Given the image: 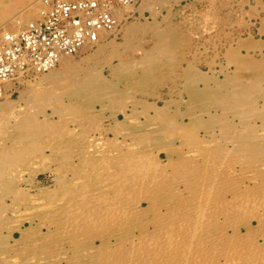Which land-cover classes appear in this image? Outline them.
Segmentation results:
<instances>
[{
    "label": "rangeland",
    "instance_id": "374dc122",
    "mask_svg": "<svg viewBox=\"0 0 264 264\" xmlns=\"http://www.w3.org/2000/svg\"><path fill=\"white\" fill-rule=\"evenodd\" d=\"M32 1L34 0H0V25L4 24L5 29L12 31L25 25L28 20L37 17L32 11H29L25 15L19 16V25L16 26L9 21L12 15ZM121 13L125 16L121 19V27L117 36L100 41L93 48L84 49L77 55L63 57L64 59L62 58L54 69L36 73L30 78L19 81L15 85L13 93L6 94L8 95L7 102L12 103V106L8 103L7 108L3 109L0 114V174L2 176V180H0V264H83L84 262L86 264H101L102 260L100 262L93 258L85 260L84 257H78L73 252L74 248L76 251H89L91 254L89 253L88 257L103 256L108 247L111 250L109 253L112 255L115 253L113 245L117 246L116 244H120L123 253L126 252L129 244L124 242V239L131 236V240L135 241L136 236H139L143 231H146L147 234V230L148 233L151 232V235H154L152 230L157 232L161 225L162 230L166 228L165 224L168 226L174 221L176 222L175 212L171 211H174L175 206L179 205L177 200L186 203L188 196H185L187 193L184 195V192H187L185 189L195 180V184L200 181L192 179L193 175L191 177L185 172L190 171V166L193 164L194 166H191L194 167L191 169L192 173L195 172L199 175L198 172L203 168V170L205 169L203 172L206 170L208 172V174L206 172L207 179L212 175L211 172L214 173V176L212 175L214 178L211 176L210 182H213L212 185L215 184L213 186L215 188H207L209 194L211 193L210 196H213L212 199L222 196L217 180H222L219 182L222 184V189L228 190L224 181L231 173L233 177L240 174L246 176L247 180H242L241 184H243L238 193L242 198L249 200V196L253 197L257 191L264 190V157L260 154L264 152V149L262 150L264 144H261V142L264 143V140L261 141L258 137L259 133L264 135V128L262 129L264 127V0H139L135 5L124 8ZM59 73L62 76L59 77ZM49 74H54L51 77L53 79L51 81L49 78L44 80V77ZM222 82L225 84L222 85ZM236 82H244L245 87L248 86L247 88L250 90L248 89V91L246 88L244 90L245 97L233 100L231 103L229 102L231 100L228 99L229 93H234L243 86ZM12 86L13 84L10 85V87ZM250 87H253L252 90L256 89V92H258L257 90L261 91L251 92ZM240 89L243 91L244 86ZM254 92L255 94L252 96L249 95ZM222 98L223 100L220 101ZM253 101H255V105ZM243 124L247 125V128L248 124L253 125L254 129L251 126L249 128L254 130L253 133L255 129L257 131L253 134L248 132L249 128L243 130ZM240 132L243 133L240 134ZM230 133H233L231 134L232 139L234 137L238 139L231 142V136H227ZM255 134L258 135L260 142L255 138ZM238 135H241L240 138ZM71 136L73 137L70 138ZM251 137H254L257 142ZM88 140L91 146L87 145V143L89 144ZM84 143L87 146H84ZM239 143L243 144L239 146ZM223 146L228 147L226 151ZM241 147L245 151L249 149L248 152L246 151L247 154L244 150V152L241 151L244 154L238 152ZM229 148L230 150H228ZM220 150L223 151L220 152ZM92 151H95V155H92ZM230 151L231 156H229ZM82 152L90 154L83 155ZM108 152H111V155H108ZM239 153L245 156L244 161L240 159L243 156H240ZM103 154L106 159L102 158ZM127 154L131 157L130 160H127V158L129 159ZM224 154L228 155H225L224 158ZM107 155L113 160L106 161V163L102 160H107ZM195 155L197 156L195 157ZM92 157L94 159H91ZM123 157L127 158L123 159ZM216 157L218 161H213V159L217 160ZM246 157L249 160L245 159ZM222 159L223 163L219 161ZM232 159L233 161H231ZM89 160L93 161L91 165ZM125 160L130 163L127 166L128 169L134 165V161H136L135 163L139 162V166L146 171H144L146 177L148 176V179L143 180L132 181L130 179L132 182L129 180V186H125L129 195L127 204L130 205H127L129 208H126V205L121 207L124 211L123 209L119 210L117 214L120 217L122 215L125 217L124 221L127 225L122 224L119 228V230L122 229L121 231L115 230L116 233H114L115 231L111 233L113 224H117L116 221L110 220L113 223L111 225L104 215H99L100 219L97 215L94 217V221L93 216H90L92 218L90 225H87L86 228L83 226L82 230L80 228L78 230L76 227V232H64L63 236L68 240L61 242L59 238L61 233L57 229L61 230L62 222L66 220L65 214H59L61 210L73 204L78 190L80 192L92 189L89 192L93 191L97 194L115 193L118 188L120 190L123 186L121 181L124 182L128 179L123 174L120 176L119 173L120 170L123 169L122 172H124L127 168V163L124 164ZM245 160H248L247 165ZM240 161L243 164H240ZM94 162L97 167L93 166ZM184 162L185 164L182 165ZM186 162L188 165L191 164L188 166ZM216 162H220L221 167ZM224 162H230L227 170L231 167L235 170L233 168L229 172L225 170L224 167L227 163ZM250 162L252 165L248 164ZM186 165L189 169H186ZM260 165L263 166V169ZM174 167L178 170L175 171ZM208 167H211L212 170ZM241 168L243 170H240ZM255 169L258 174L262 175L259 176ZM95 170L97 174H94ZM181 171L187 176L183 175ZM219 171L221 172L219 173ZM105 172L107 175H104ZM174 173L176 174L174 175ZM221 173L224 176L226 174V179ZM98 174L105 178L114 175L113 179L121 181L118 183L114 181L115 184L107 186L104 178L100 179L102 178L100 175L99 178L96 177ZM203 174L202 178L204 179L205 173ZM116 175L122 179H117ZM166 176H169L170 179ZM190 177L193 181L190 180ZM253 177L255 180L251 181L250 179H254ZM256 183L259 185L258 187H255ZM252 185L254 189L251 188ZM175 187L176 193H180L176 195L178 198L174 196L176 194ZM148 188L150 190L153 188V193L149 194ZM172 188L174 192H172ZM71 191L75 194L74 196ZM145 192L148 193L144 194ZM248 192H251L252 195H246ZM228 194L229 192H226L223 196L225 198L221 197L223 202L218 203L219 207L225 200L226 202L231 200L232 194L230 193L229 196ZM180 195L186 198L181 199ZM132 197L136 199V202ZM173 197L176 202L172 200ZM168 198L170 199L168 200ZM190 198L192 199V197L187 198L188 202H192ZM166 200L168 202L172 200V202L168 203ZM132 202H135L133 204L136 206ZM175 203L177 205L174 206ZM218 205L214 206L216 212L220 211V208L216 207ZM172 206H174L173 210L170 209ZM130 207L135 210L130 211ZM167 208L171 211H167ZM126 209L129 210L125 212ZM112 213L115 214L116 210ZM155 215H162L160 218L158 216V219L163 217V221L160 222ZM261 215H263V220L257 216L258 220L254 219L256 217L251 218L252 215L246 217L244 213L237 217L233 216L232 222L233 219L238 218V222L231 223L235 227L223 229L224 233L231 235L235 232L237 236L239 234V237H243L241 244L237 246L240 249L242 247L243 251L240 252H253L255 248L262 252L264 249V214ZM105 218L106 221L101 220ZM222 218L220 217V220ZM241 219L244 221L247 219L246 223ZM152 220H155V223H152ZM68 222L65 221V223ZM107 226L110 228H106ZM125 227L126 229H123ZM106 229L108 230L106 231ZM69 234L72 236L71 238ZM147 235L150 238V234ZM70 239L73 243L68 244ZM244 239L245 242L246 239L249 240L246 242H250L249 244L252 241L256 247L252 244L248 246L243 242ZM53 246L54 248L51 250ZM118 247L116 250L119 251L121 248ZM120 252L122 253V249ZM120 252L115 253L119 254V257L115 258L117 261L111 263H121L120 256L124 254H120ZM57 253L59 256L55 255ZM83 253L85 254V252ZM109 253H105L106 258L111 256ZM236 253L232 252L231 257H226V261L230 262L232 258V264L246 263L242 259L245 256H239V258L237 256L238 261L236 262L235 256L239 255ZM49 254L51 255L49 256ZM169 254L171 253L169 252ZM169 254L165 253V256L160 253L158 256L155 254L154 258L151 257L152 260L151 258L146 259L144 264L150 262L167 264ZM195 255L190 260L184 259L186 258L184 254L181 259L179 257L177 262H168V264H225L222 257L214 258L216 259L214 260L213 257L209 256V258L207 255L205 257L200 253ZM232 255H235L234 258ZM69 256L72 257V260ZM155 256H157L156 259ZM113 257H111V261H113ZM161 257L162 261H160ZM102 264H105V260ZM256 264H264V262Z\"/></svg>",
    "mask_w": 264,
    "mask_h": 264
},
{
    "label": "bare ground",
    "instance_id": "6f19581e",
    "mask_svg": "<svg viewBox=\"0 0 264 264\" xmlns=\"http://www.w3.org/2000/svg\"><path fill=\"white\" fill-rule=\"evenodd\" d=\"M148 1V0H147ZM147 5V4H146ZM151 5V4H150ZM144 7V6H143ZM143 9V8H142ZM29 11H32L36 16L38 15V12H39V4H38V0H34V1H32V2H29V4H27L25 7H23L20 11H18L15 15H12V17H10L9 18V21H10V23H13L14 25H19L20 24V20H19V18L21 17V16H23V15H25V13H27V12H29ZM20 16V17H19ZM22 19V18H21ZM23 20V19H22ZM28 22H29V20H28ZM17 30V29H16ZM6 31H10V30H7V29H5V25L4 24H2V25H0V32H6ZM12 31H15V30H12ZM121 34V33H120ZM97 45V44H96ZM95 45V46H96ZM93 48V47H92ZM85 49H87V48H85ZM89 49V48H88ZM84 50V49H83ZM250 50V49H249ZM71 56H73V55H71ZM63 57H66L65 55H63V56H61V58H60V60L63 58ZM64 59V58H63ZM236 70V69H235ZM248 70V69H247ZM53 71V70H52ZM47 72V71H46ZM52 73H55V72H52ZM52 75H54V74H49V75H47V76H45L43 79L44 80H46V79H50V81L53 79H51V77H52ZM59 75V77H60V75H61V73H59L58 74ZM57 75V76H58ZM62 76V75H61ZM55 77V76H54ZM57 78V77H56ZM55 79V78H54ZM57 79H59V78H57ZM263 79V78H262ZM40 80V79H39ZM82 81V80H81ZM242 81V80H241ZM230 82V81H229ZM234 82V81H233ZM239 82V81H238ZM238 82H236V84H242L243 86H244V89H243V91H242V89H240L241 87L243 88V86H241L240 88H238L237 90L238 91H235L234 93H229V95H228V99H230L231 101H229V102H233V100L234 101H236V100H239L240 98H244L245 97V94H246V92H244V90L248 87H245V83L243 84V83H238ZM250 83L252 82V81H249ZM249 82H247V83H249ZM80 83V82H79ZM235 83V82H234ZM246 83V84H247ZM255 83V82H254ZM36 84V83H35ZM219 84V83H218ZM217 84V85H218ZM222 85H224L225 83H221ZM236 84H234V85H236ZM256 84L258 85V83L256 82ZM11 85V84H10ZM9 85V86H10ZM222 85H220L221 87H222ZM248 85V84H247ZM255 85V84H254ZM75 86V85H74ZM78 86V85H77ZM219 86V85H218ZM218 86H216V88H219ZM226 86V85H225ZM237 86V85H236ZM235 86V87H236ZM79 87V86H78ZM221 87H220V89H221ZM206 88H208V87H206ZM251 88V87H250ZM253 88V87H252ZM252 88H251V92H253V91H255L256 92V89L255 90H252ZM255 88V87H254ZM258 88H259V86H258ZM249 88H247L246 90H248ZM219 90V89H218ZM217 90V91H218ZM250 90V89H249ZM248 90V91H249ZM232 91V90H231ZM258 92L259 91H261V90H257ZM228 92V91H227ZM255 92L254 93H249V95L250 96H252V94H255ZM258 92H256V93H258ZM33 93V92H32ZM94 94V93H93ZM225 94H226V92H225ZM22 95H23V93H22ZM209 95H211V94H209ZM248 95V96H249ZM255 97H256V95H254ZM8 98V95H5V97L0 101V114H2V110L3 109H6L7 108V104L9 103V102H7V99ZM252 98V97H251ZM251 98H250V100H251ZM254 98V97H253ZM221 100H223V98L222 99H220V101ZM253 100V99H252ZM218 101V100H217ZM227 101V102H228ZM246 102V101H245ZM30 103V102H29ZM237 103V102H236ZM235 103V104H236ZM10 104V103H9ZM12 104V103H11ZM10 104V106H12ZM235 104H234V106H235ZM253 104L255 105V101H253ZM257 104V103H256ZM219 105H221V104H219ZM242 105V104H241ZM9 105H8V108L10 107ZM249 107H251V106H249ZM253 107V106H252ZM236 108V107H235ZM242 108H243V106H242ZM254 108V107H253ZM238 110H240V109H238ZM253 110V109H252ZM252 110H251V112H252ZM256 111V110H255ZM250 112V111H249ZM253 112H254V110H253ZM4 113V112H3ZM1 117V116H0ZM4 117V116H3ZM10 119V118H9ZM74 119V118H73ZM245 120V119H244ZM76 121V120H75ZM68 122V121H67ZM70 122V121H69ZM77 122V121H76ZM72 123V122H71ZM246 123H249V122H246ZM73 124V123H72ZM78 124V123H77ZM90 124V123H89ZM46 125H47V123H46ZM68 125V124H67ZM64 126L65 127H67L65 124H64ZM63 126V127H64ZM243 126H244V128H243V130L244 129H246L247 128V125H244L243 124ZM248 126L250 127L251 125H249L248 124ZM253 126V125H252ZM251 126V128H253L254 129V127H252ZM49 127V126H48ZM65 127H64V129H65ZM248 127V128H249ZM15 128H16V126H15ZM61 128V127H60ZM60 128H59V130H60ZM73 128V127H72ZM247 128V129H248ZM264 127H262V129H263ZM63 129V128H62ZM231 128H229V130H230ZM233 129H235V128H233ZM237 129V128H236ZM241 129H242V127H241ZM250 129V128H249ZM248 129V132H252L253 133V129H250L249 130ZM45 130V129H44ZM259 130V129H258ZM51 131V130H50ZM58 131V130H57ZM231 131H233L232 129H231ZM239 131V130H238ZM242 131V130H241ZM247 131V130H246ZM257 130L255 129V132H256ZM28 132V131H27ZM53 132V131H52ZM65 132V131H64ZM69 132V131H68ZM243 132H245V131H243ZM243 132H240V134L241 133H243ZM254 132V133H255ZM56 133V132H55ZM67 133V132H66ZM73 133V132H72ZM81 133V132H80ZM237 133V132H236ZM247 133V132H246ZM253 133V134H254ZM258 133V132H257ZM53 134V133H52ZM63 134V133H62ZM231 134H233V133H230L229 135H227L228 137H230L231 136V142H232V140H234V139H236L235 137H234V135H233V139H232V135ZM248 134V133H247ZM263 134V133H262ZM51 135V134H50ZM67 135V134H66ZM246 135V134H245ZM252 135V134H251ZM60 136V135H59ZM62 136V135H61ZM63 136H64V134H63ZM78 136H80L79 134H78ZM235 136H237V135H235ZM239 136V138H240V136L241 135H238ZM258 135H256L255 134V138L256 139H258V137H259V139L261 140V141H263L264 140V135L262 136V135H260V133H259V136L257 137ZM261 136V137H260ZM73 136H71L70 138H72ZM90 137H92V136H90ZM89 137V138H90ZM224 137V136H223ZM85 138V137H84ZM225 138H227V137H225ZM251 138H253V140H254V137H251ZM64 139V138H63ZM62 139V140H63ZM81 139V138H80ZM83 139V138H82ZM238 139V138H237ZM256 139L254 140V141H256ZM259 139H258V142H260L259 141ZM65 140V139H64ZM217 140V139H216ZM215 140V141H216ZM222 140V139H221ZM225 141H226V139H224ZM228 140V139H227ZM83 141V140H82ZM89 141V140H88ZM219 141V140H218ZM249 141V140H248ZM228 142V141H227ZM249 142H251V140L249 141ZM253 142V141H252ZM257 142V141H256ZM49 143V142H48ZM73 143V142H72ZM215 143H218V142H215ZM91 143H90V141H89V144L87 143V145H90ZM102 144V143H101ZM117 144V143H116ZM227 144V143H226ZM226 144H224V145H226ZM230 144V143H229ZM232 144V143H231ZM234 144V143H233ZM243 144V143H242ZM242 144H238L239 146H241ZM245 144V143H244ZM261 144H264V143H262L261 142ZM61 145V144H60ZM80 145V144H79ZM78 145V146H79ZM83 145V144H82ZM85 143H84V146H87ZM94 144H92V147H94L93 146ZM96 145H97V143H96ZM107 145V144H106ZM213 145V144H212ZM215 146H217V144H214ZM222 145V144H221ZM91 146V145H90ZM98 146V145H97ZM214 146V147H215ZM230 146V145H229ZM236 146V145H235ZM253 146V145H252ZM252 146H251V148H252ZM89 147V146H88ZM116 147V146H115ZM224 147V146H223ZM244 147H246V146H244ZM84 148H86V147H84ZM96 148V147H95ZM95 148H94V150H95ZM107 148H109V147H107ZM226 148H228V147H224L223 149H225L224 151H226ZM239 148V147H238ZM258 148V147H257ZM65 149V148H64ZM88 149H90V148H88ZM220 149H222V148H220ZM236 149V148H235ZM264 149V147L262 148V150ZM81 150V149H80ZM91 150V149H90ZM103 150H104V148H103ZM216 150H218V149H216ZM228 150H230V148L228 149ZM244 151H245V149H243ZM242 150V147H241V150H238V152L240 151V153H242V154H244L243 151ZM249 150V149H248ZM248 150H246L247 152H248ZM255 150V149H254ZM257 150V149H256ZM70 151V150H69ZM96 151V150H95ZM95 151H92L91 153H92V155H95L94 153H95ZM100 151V150H99ZM221 151H223V150H220V152ZM241 151H243V152H241ZM245 151V152H246ZM258 151V150H257ZM190 152H191V150H190ZM234 152V151H233ZM232 152V153H233ZM247 152H246V154H247ZM250 152V151H249ZM251 152H253V151H251ZM259 152V151H258ZM257 152V153H258ZM4 153V152H3ZM41 153V152H40ZM80 153V152H79ZM83 153V152H82ZM111 153V152H110ZM109 152H108V155H111ZM217 153V152H216ZM227 153V152H226ZM235 153V152H234ZM239 153V155L241 156L242 154H240ZM87 154H90V153H86V154H84L83 153V155H87ZM98 154V153H97ZM97 154H96V156H97ZM192 154V153H191ZM219 154V153H218ZM222 154H223V152H222ZM221 153H220V156L222 155ZM250 154V153H249ZM260 154H262L263 155V157H264V152L263 153H260ZM4 155V154H3ZM12 155V154H11ZM62 155V154H61ZM91 155V156H92ZM107 155V160H105L106 159V157H104V154H103V157L102 158H105L104 160H102L103 162H106V161H108L109 162V160H111L110 158H108L109 156ZM112 155H114V154H112ZM115 155H116V153H115ZM217 155V154H216ZM225 155L226 154H224V158H225ZM228 155V154H227ZM226 155V156H227ZM95 156V157H96ZM101 156V155H100ZM117 156V155H116ZM122 156V155H121ZM130 156H131V153H130ZM128 154H127V157H129V159L127 158V157H125V158H127V160H130V157ZM197 155H195V157H196ZM229 156H231V151H230V155ZM233 157H234V154L232 155ZM243 157L242 158H240V159H242L243 160V158L245 157L244 155H242ZM248 156V155H247ZM85 157H87V156H85ZM84 157V158H85ZM113 157H115V156H113ZM193 157H194V154H193ZM210 157H211V155H210ZM232 157V158H233ZM238 157V156H237ZM236 157V158H237ZM250 157H253V156H250ZM117 158V157H116ZM124 157H123V159H125ZM134 158V157H133ZM217 158V157H216ZM223 158V159H224ZM230 158V157H229ZM239 158V157H238ZM248 157H246L245 159H247ZM86 159V158H85ZM91 159H94V157H92ZM100 158H98V160H99ZM135 159H136V157H135ZM134 159V160H135ZM153 159V158H152ZM193 159V158H192ZM213 159V158H212ZM223 159L222 160H219V161H223ZM239 159V160H240ZM86 160H88V159H86ZM101 160V159H100ZM113 160V159H112ZM132 160V159H131ZM138 160V159H137ZM211 160V159H210ZM218 161V158H217V160L216 159H213V161ZM241 160V161H242ZM248 160H249V158H248ZM248 160H245V163H246V165H247V161ZM252 160V159H251ZM255 160H256V158H255ZM255 160L253 159V161L255 162ZM90 161V160H89ZM193 161V160H192ZM191 161V162H192ZM231 161H233V159L231 160ZM240 161V162H241ZM244 161V160H243ZM252 161V162H253ZM257 161V160H256ZM28 162V161H27ZM100 162V161H99ZM111 162V161H110ZM118 162V161H117ZM126 160L124 161V164L126 165ZM129 162H131V161H129ZM136 161H134L133 162V164L134 165H131L130 166V168L128 169V165H130V163H127V165H126V170L124 171V172H122V170H120L121 172H119L120 173V176H122L121 174H123V176L125 175L126 177L125 178H128L126 181H127V183H125L126 181L124 180V182H123V180L121 181L120 179H122V178H118L117 176L118 175H116V177H117V179H119L120 181H121V184L123 185V186H121V188H124V189H122L121 190V188H120V190H119V188H118V191H116L115 193H108V192H106V193H103V194H97V192H93V191H91V192H89L90 190H92V189H90L89 191L88 190H84V191H80L79 192V190L77 191V193H76V195L75 194H73L72 193V191H71V194H73V196L75 195V197H74V202H73V204L71 205V206H69V207H65L63 210H61V212L59 213V214H62V215H64L65 214V221L67 222V221H69L68 223H65V221H63L62 222V227H61V230L60 229H57V231H60L59 233H61L60 234V236H59V238H60V240H61V242H64V241H66V239L67 238H65L64 236H63V233L64 232H66V231H70L69 233H71V232H73V231H75L76 229V227H78V230H79V228L82 230V228H83V226H85L84 228H86L87 227V225H90V222L92 221V216H93V218L94 217H96L97 215H98V217H99V215L100 216H102V215H104V217H107V219L110 221H112V220H114V221H116V223L117 224H113L111 221V225L113 224L114 226L112 227V226H110V227H112V229L113 230H111V233H112V231L114 232L115 230H119V228H121L120 226H122V224H126L125 222L126 221H124L125 220V217L122 215V217H120L118 214H117V212L120 210V211H122V209L123 208H121V207H123L124 205H126L125 207L126 208H129L128 206L130 205L129 203V205L127 204V202H128V190L125 188V186L126 185H128L129 183H128V181L131 179L132 181H134V180H143V179H146L147 177H146V171L144 170V168H142L141 166H139L140 164H138V163H135ZM196 162V161H195ZM201 162H202V160H201ZM200 162V163H201ZM235 162V161H234ZM258 162H260V161H258ZM91 163H93V161L91 162L90 161V165H91ZM102 163V162H101ZM107 163V162H106ZM205 163H206V161H205ZM211 163H213V162H211ZM216 163H219V166H220V162H216ZM223 163V162H222ZM221 163V164H222ZM224 163H227V162H224ZM229 163V164H228ZM227 163V165L224 167L223 165V167L225 168V170H227L226 168L228 167V165H230V162H228ZM94 164H95V162H94ZM96 164H97V158H96ZM96 164L95 165H93L94 167L96 166ZM100 164V163H99ZM138 164V165H137ZM179 164V163H178ZM183 164H185V162L184 163H182V165ZM186 164H187V162H186ZM191 164V163H190ZM189 164V165H190ZM193 164V163H192ZM232 164H233V162H232ZM235 164V163H234ZM240 164H243L242 162L240 163ZM248 164H251V162L250 163H248ZM260 164V163H259ZM263 164V163H262ZM0 165H1V163H0ZM49 165V164H48ZM119 165V164H118ZM179 165H181V163L179 164ZM188 165V164H187ZM186 165V169H189L188 168V166ZM201 165V164H200ZM218 165V164H217ZM238 165V164H237ZM252 165V164H251ZM47 166V165H46ZM92 166V167H93ZM102 166H103V164H102ZM124 166V165H123ZM144 166V165H143ZM164 166V165H163ZM185 166V165H184ZM191 166H194V164L193 165H191ZM190 166V168L192 169V168H194V167H191ZM199 166V165H198ZM209 166H211V165H209ZM232 166V165H231ZM230 166V167H231ZM249 166V165H248ZM247 166V167H248ZM253 166H254V164H253ZM260 166H262V165H260ZM264 166V165H263ZM263 166L261 167L262 169H263ZM93 167V168H94ZM97 167V166H96ZM125 167V166H124ZM196 167V166H195ZM202 167V166H201ZM203 167H205V166H203ZM212 167V166H211ZM211 167L209 168L210 170H212L211 169ZM215 167V166H214ZM221 167V166H220ZM246 167V166H245ZM246 167V168H247ZM252 167V166H251ZM98 168H99V165H98ZM97 168V171L99 170ZM167 168V167H166ZM173 168V167H172ZM213 168V167H212ZM216 168V167H215ZM233 167H231L229 170H227L228 172L229 171H232L231 169H232ZM246 168H245V170H246ZM72 169V168H71ZM106 169V168H105ZM118 169V168H117ZM149 169V168H148ZM174 169H175V171H177L176 170V168L174 167ZM185 169V168H184ZM184 169H182V170H184ZM190 169V171L189 170H187V171H185L187 174H190L191 175V177H192V175H193V177H195V178H193L192 177V179H199L198 181L199 182H197V184H195L196 182V180L194 181V182H192L190 185H189V187L188 188H186L185 190L187 191V192H184V195H185V193H187V195H185V196H188L187 198H189V197H192V199H191V201L192 202H188L187 201V198L185 197V196H182V195H180V196H182V198L181 199H183V197H185L186 198V203H182V201H181V203H179L180 201H179V199L177 200V202H178V204L179 205H177V203H175L174 204V206L175 205H177V207L175 206V210L174 211H171V212H175V216L174 217H176V222L174 221H172L173 223H171L170 225H164V227L166 226V228L168 229H162L161 230V228H162V225H161V228L159 227L158 228V231L157 232H154L153 230H152V232H153V234L154 235H151V232L150 233H148V230H147V234H150L149 236H150V238L149 237H147L148 235L143 231V233H140V235L139 236H136V239H135V241L134 240H131L132 239V237L130 236V237H128V238H126V239H124V242L126 241L129 245H128V247L130 248V250H129V248H128V250L126 251V252H124L123 253V248H121L120 247V244H116L117 246H119L121 249H122V253L120 252V250L118 251V250H116L117 249V246H114L113 245V247H115V250L113 251V252H115V253H119L120 252V254H124V255H121L120 257L122 258L121 259V263L120 264H144L145 262H146V259L147 260H149V258H151V257H153V255H155V254H157V256H158V253H160V254H165V253H168L169 254V252L172 254H169V258H167L166 260H167V264H168V262H170V263H175V262H177V260L179 259V257H180V259L182 258V256L185 254V256L184 257H186V258H184V259H190L191 260V258L192 257H194V255L195 254H198V253H200V254H202V256L203 255H205V257H209V256H211V257H213V259L214 258H220V257H222L223 258V261H225V264H232V262H231V259H230V262L227 260L226 261V257H231V254H232V252H237L239 255H234L235 257H236V262L238 261L237 260V256H238V258H239V256H245V257H242V259H244V261L246 262V263H244V264H256V263H259V262H261V263H263L264 262V249L262 250V252L260 253L259 252V250H256V248H255V251H253V252H249V251H244V252H240L241 250L243 251V249H242V247H241V249L239 248V247H237L238 245H240L241 244V242H242V239L241 238H243L242 236L241 237H239V234H238V236H237V234L235 233H233V234H231L230 235V233L229 234H227V233H224L223 232V229L225 230V229H227V228H229L230 229V227L232 226H234V224H232L231 225V223H233V222H238V218L235 220V219H233L234 221L232 222V217L234 216V217H237V216H239L240 214H243L244 213V215H246V217H247V215L249 216H251L252 215V217L251 218H253V217H261V219H262V216L263 215H261V214H264V190H259L258 188H256L257 190H259V191H257L256 192V195L255 194H253L254 196L253 197H250L249 195H252L251 194V192L249 193L248 192V194H246V195H248L249 196V202L246 200V199H244V198H242L241 197V195H239L238 193L240 192L239 191V189H240V187H241V185L243 184H241V182H242V180L244 181V179H246V176H242V174H240L241 175V177H238V176H240V175H238L237 176V174H236V176L237 177H233L232 176V173L229 175L228 174V176L230 177V179H229V177L226 179L225 178V176H226V174H225V176L223 175V173H221L223 176V178H225L223 181L225 182V187H227V189L228 190H223L222 188V184L221 183H219V182H221L222 180H214V181H216L217 182V184H218V186H220V188L219 187H216V188H219V190H220V192L222 193V196L220 195V197L219 196H216V197H214V199H212V197L213 196H210L211 195V193L209 194V192H208V189H210V188H215V187H213L214 185H212V183L213 182H210V179L214 176L213 174L214 173H212L211 171V174L213 175H211L210 173V175L212 176H210V178L209 179H207L206 178V175L208 174V172H207V170L205 171V172H203L204 170H203V168L200 170V169H197V170H200V171H202L203 173H205V177H204V179L202 178L203 177V173L202 172H198V171H196V172H198V173H200L199 175L197 174V173H192V170ZM214 169V168H213ZM234 169V168H233ZM250 169H252V168H250ZM250 169H248V170H250ZM181 170V169H180ZM222 170V169H221ZM235 170V169H234ZM240 170H243L242 168L240 169ZM239 169H238V171H240ZM254 170V169H253ZM256 170V169H255ZM110 171V170H109ZM115 171V170H114ZM145 171V172H144ZM154 171V170H153ZM175 171H173V172H175ZM227 171H226V173H227ZM238 171H237V173H238ZM259 171V170H258ZM106 172H107V170H106ZM106 172H105V174L104 175H107L106 174ZM172 172V173H173ZM179 172V171H178ZM177 172V173H178ZM182 172V171H181ZM190 172V173H189ZM206 172H207V174H206ZM221 171H219V173H220ZM224 173H225V171H223ZM234 172V171H233ZM242 172V171H241ZM246 172V171H245ZM250 172V171H249ZM251 172H253V171H251ZM256 173H257V170L255 171ZM96 173V170H95V172H94V174ZM107 173H109V172H107ZM151 173V172H150ZM149 173V174H150ZM160 173V172H159ZM183 173V172H182ZM184 174L183 173V175H186L187 176V174ZM203 175H202V174ZM218 173V174H219ZM243 173V172H242ZM255 173V174H256ZM97 174V173H96ZM111 174H112V172H111ZM152 174H154V173H152ZM151 174V175H152ZM156 174V173H155ZM154 174V175H155ZM176 173H174V175H175ZM235 174V173H234ZM244 174V173H243ZM258 174V173H257ZM66 175V174H65ZM102 177V178H100V179H103L104 178V182H105V185H107V186H109L110 184H115V182L114 181H116V183H118V182H120V181H117V180H115V179H113V177H114V175L112 176V177H110V176H106V178L105 177H103V175H101V174H98L96 177H100V176ZM109 175V174H108ZM150 175V176H151ZM157 175V174H156ZM180 175H182L181 173H180ZM182 175V176H183ZM190 175H188V176H190ZM201 175V176H200ZM259 176L260 175H262V174H258ZM13 176V175H12ZM93 176V175H92ZM160 176V175H159ZM202 178H200V177ZM220 176V175H219ZM218 176V177H219ZM235 176V175H234ZM158 177V176H157ZM166 177H168L169 178V176H166ZM165 177V178H166ZM185 177V176H184ZM183 177V178H184ZM191 177H190V180H191ZM197 177V178H196ZM209 177V176H208ZM227 177V176H226ZM233 177V178H232ZM251 177V176H250ZM85 178V177H84ZM90 178V177H89ZM98 178H96L97 180H98ZM115 178V177H114ZM150 178V177H149ZM206 178V179H205ZM214 178V177H213ZM223 178H220V179H223ZM254 179H250V178H248V179H250L251 181H253V180H255V177H253ZM63 179V178H62ZM95 179V178H94ZM93 179V180H94ZM124 179V178H123ZM148 179V178H147ZM159 179V178H158ZM170 179V178H169ZM182 179V178H181ZM216 179H218V178H216ZM0 180H2V176H1V174H0ZM130 180V181H131ZM157 180V179H156ZM160 180V179H159ZM158 180V181H159ZM187 180V179H186ZM247 180V179H246ZM264 180V179H263ZM61 181V180H60ZM129 181V182H130ZM131 181V182H132ZM152 181V180H151ZM189 181V180H188ZM191 181H193V180H191ZM68 182H70V181H68ZM87 182H89V181H87ZM103 181H101V183H104ZM137 182V181H136ZM162 182V181H161ZM167 182V181H166ZM184 182V181H183ZM210 182V183H209ZM190 183V182H189ZM194 183V184H193ZM215 183V182H214ZM259 184L261 183L260 181L258 182ZM69 184V183H68ZM133 184H134V182H133ZM160 184V183H159ZM174 184V183H173ZM212 186H211V185ZM257 184V183H256ZM97 185V184H96ZM131 185V184H130ZM137 185V184H136ZM156 185V184H155ZM163 185V184H162ZM168 185H170V184H168ZM248 185V184H247ZM254 185V184H253ZM253 185H252V187L251 188H253ZM262 185V184H261ZM260 185V186H261ZM67 186V185H66ZM116 186H118V185H116ZM119 186H120V183H119ZM129 186V185H128ZM164 186V185H163ZM217 186V185H216ZM224 186V185H223ZM251 186V185H250ZM259 185L257 184V186H255V187H258ZM69 187V186H68ZM93 187V186H92ZM106 187V186H105ZM247 188H248V186H246ZM65 188V187H64ZM74 188V187H73ZM82 188V187H81ZM110 188V187H109ZM115 188V187H114ZM129 188V187H128ZM133 188V187H132ZM146 188V187H145ZM150 188V187H149ZM148 188V189H149ZM208 188V189H207ZM260 188V187H259ZM66 189V188H65ZM64 189V190H65ZM117 189V188H116ZM130 189V188H129ZM153 189V188H152ZM151 189V190H152ZM164 189V188H163ZM175 189V193L177 192L176 191V187L174 188ZM206 189H207V191H206ZM254 189V188H253ZM262 189V188H261ZM263 189H264V186H263ZM97 190V189H96ZM95 190V191H96ZM150 190V189H149ZM149 191V194L150 193H153V191L154 190H152V191ZM172 190H173V188H172ZM218 190V189H217ZM222 190V191H221ZM249 190V189H248ZM252 190V189H251ZM66 191V190H65ZM131 191H133V190H131ZM136 191V190H135ZM146 191H148V190H146ZM223 191H226V192H229V194H228V196L230 195V193L232 194V196H231V200H229L228 202H226V200L225 199H223V200H225L224 201V203L222 204V206L221 207H219V205H218V203L219 202H221L222 201V199H221V197L222 198H225V197H223V196H225L224 194H226V192L224 193ZM238 191V192H237ZM137 192V191H136ZM156 192V191H155ZM172 192H174V190L172 191ZM179 192V191H178ZM180 192H181V190H180ZM217 192H219V191H217ZM219 192V193H220ZM237 192V193H236ZM245 192V191H244ZM44 193V192H43ZM66 193V192H65ZM129 193H130V190H129ZM132 193V192H131ZM146 193H148V192H145L144 194H146ZM158 193H160V192H158ZM182 193V192H181ZM224 193V194H223ZM253 193V192H252ZM133 194H135V193H133ZM143 194V193H142ZM161 194V193H160ZM163 194V193H162ZM177 194H180V193H176L174 196L176 197V198H178L176 195ZM54 195H55V193H54ZM67 195H68V193H67ZM66 195V196H67ZM131 196H132V194H130ZM217 195V194H216ZM245 195V196H246ZM62 196V195H61ZM155 196V195H154ZM172 196V195H171ZM215 196V195H214ZM53 197V196H52ZM63 197V196H62ZM68 198H69V196H67ZM70 197H72V196H70ZM150 197V196H149ZM133 198V197H132ZM144 198V197H143ZM184 198V199H185ZM63 199V198H62ZM170 198H168V200H169ZM189 199V200H190ZM59 200V199H58ZM57 200V201H58ZM135 200V202H136V199H134L133 198V201ZM172 200H175V198L173 197V199ZM172 200H170L171 202H172ZM167 201V200H166ZM170 201L168 202V203H170ZM135 202H132V204L133 203H135ZM175 202H176V200H175ZM184 202H185V200H184ZM223 202V201H222ZM151 203V202H150ZM168 203H165V204H168ZM68 204V203H67ZM66 204V205H67ZM220 204V205H221ZM65 205V204H64ZM128 205V206H127ZM134 206H136L135 204H133ZM133 205H131L132 207H133ZM169 205V204H168ZM171 205H173V204H171ZM170 205V206H171ZM215 205H218V206H216V207H218V208H220V211H218V212H216L215 211V209H214V206ZM174 206H172V208H170V209H174L173 207ZM62 207V206H61ZM165 207V206H164ZM215 207V208H216ZM119 208H121V209H119ZM131 208V207H130ZM169 208H167L166 210L167 211H169ZM217 208V209H218ZM216 209V210H217ZM114 210H116V213L114 214V213H112V212H114ZM127 210H129V209H126L125 210V212L127 211ZM135 210V209H134ZM134 210H132V208L130 209V211H134ZM137 210V209H136ZM123 211H124V209H123ZM155 211V210H154ZM169 211V212H170ZM136 212V211H135ZM138 212V211H137ZM119 213V212H118ZM128 213V212H127ZM261 213V214H260ZM126 214V213H125ZM170 214V213H169ZM168 214V215H169ZM84 215V217H82ZM87 215V216H86ZM160 215V214H159ZM159 215H155V217L158 219V216ZM166 215V214H165ZM174 215V214H173ZM219 215H221L220 217H223L221 220H222V223H221V220H220V217H219ZM60 216V215H59ZM91 216V217H90ZM128 216V215H127ZM127 216H126V218H127ZM162 216V215H161ZM161 216H159V218L161 217ZM57 217V216H56ZM233 217V218H234ZM245 217V216H244ZM254 218V219H257L258 220V218ZM58 218V217H57ZM87 218V219H86ZM89 218V219H88ZM163 218V217H162ZM158 219L160 222L161 221H163V219ZM170 218V217H169ZM240 218V217H239ZM242 218H243V215H242ZM250 217H249V219H251ZM99 219H100V217H99ZM157 219H155V220H157ZM260 219V220H261ZM62 220V219H61ZM81 220V223L79 224V221ZM95 220V218L93 219V221ZM98 220V219H97ZM96 220V221H97ZM101 220H105L106 221V218L105 219H101ZM100 220V221H101ZM154 220V221H155ZM167 220H169V219H167ZM242 220V219H241ZM247 219H245V221H246ZM263 220V219H262ZM153 221V220H152ZM152 222V223H155V222ZM158 221V222H159ZM170 221V220H169ZM242 221H244V220H242ZM241 221V222H242ZM244 221V222H245ZM158 222H156V223H158ZM239 222H240V220H239ZM248 222H249V220H248ZM247 222V223H248ZM93 223V222H92ZM108 223V224H109ZM163 223V222H162ZM169 223V222H168ZM243 223V222H242ZM246 223V222H245ZM77 224V225H76ZM237 224V223H236ZM235 224V225H236ZM127 225V224H126ZM158 225H159V223H158ZM75 226V227H74ZM109 226H107L106 228H108ZM109 227V228H110ZM123 227H124V225H123ZM127 227H129V226H127ZM171 227V228H170ZM235 227V226H234ZM237 228V227H236ZM123 229H126V227L125 228H123ZM141 229V228H140ZM157 229V228H156ZM232 229V228H231ZM80 230V231H81ZM84 230V229H83ZM108 229H106V231H107ZM122 230V229H121ZM121 230H119V231H121ZM155 230V229H154ZM79 231V232H80ZM156 231V230H155ZM234 231V230H233ZM55 232V231H54ZM76 232V231H75ZM139 232H141V231H139ZM138 232V233H139ZM170 232H171V234H170ZM231 232H232V230H231ZM114 233H116V231L114 232ZM126 233V232H125ZM137 233V234H138ZM83 234V233H82ZM109 234V233H108ZM54 235V234H53ZM55 235H57V234H55ZM59 235V234H58ZM65 235V234H64ZM130 235V234H129ZM69 236H70V238L72 237L70 234H69ZM78 236V235H77ZM76 236V237H77ZM80 236V235H79ZM137 237H139L138 239H137ZM152 237V238H151ZM264 237V236H263ZM69 238V237H68ZM80 238V237H79ZM149 238V239H148ZM73 239V238H72ZM252 239V238H251ZM250 239V240H251ZM264 239V238H263ZM68 240V239H67ZM71 240V239H70ZM68 241V244H71V243H73V241L71 240V241ZM77 240V239H76ZM14 241H16V240H14ZM247 241H249V240H247L246 239V242ZM254 241V240H253ZM17 242V241H16ZM15 242V243H16ZM89 242V241H88ZM243 242H245V239L243 240ZM245 242V244H247L248 246L249 245H253V243H252V241H251V244H249V243H246ZM262 242V241H261ZM32 243V242H31ZM83 243H85V242H83ZM127 243H125V244H127ZM243 244V243H242ZM254 244H255V242H254ZM66 246H67V244H65ZM124 245V244H123ZM256 245V244H255ZM254 246V245H253ZM252 246V247H253ZM258 246V245H257ZM31 247H33V246H31ZM58 247V246H57ZM64 247V246H63ZM254 247H256V246H254ZM52 248H54V246L53 247H51V250H52ZM124 248H125V246H124ZM68 249V248H67ZM105 249V248H104ZM60 250V249H59ZM61 250H62V248H61ZM90 250V249H89ZM99 250V249H98ZM253 250V249H252ZM261 250V249H260ZM55 251V250H54ZM67 250H65V252H66ZM116 251H118V252H116ZM125 251V250H124ZM49 252H51V251H49ZM74 253H76V255L78 256V257H84L83 259H85V260H88L89 258H93L94 260L95 259H97V261H99L100 260V262H101V260H102V262L104 263V260H105V264H107L108 262V264H113V263H111V262H116L117 260H115V258H116V256H118L119 254H115V253H113L112 255H111V253H109V252H111V250H110V248L108 247V248H106V252H104V255L103 256H97V257H88L91 253L89 252V251H87V250H75V248H74V251H73ZM83 252H85V254L83 253ZM240 252V253H239ZM249 252V253H248ZM45 253V252H44ZM60 254H61V252H59ZM64 253V252H63ZM67 253V252H66ZM90 253V254H89ZM94 253V252H93ZM105 253H109L111 256H109V254L107 255V257L108 258H106L105 257ZM184 253V254H183ZM236 253V254H237ZM52 254V253H51ZM51 254H49V256L51 255ZM181 254H183V255H181ZM56 256L58 255V253L57 254H55ZM79 255H81V256H79ZM115 255V256H114ZM163 255H161V256H163ZM167 255V254H166ZM171 255V256H170ZM181 255V256H180ZM207 255V256H206ZM59 256V255H58ZM114 256V257H113ZM157 256H155V259H156V257ZM165 256V255H164ZM198 256V255H197ZM200 256V255H199ZM234 256L232 255V257L234 258ZM38 257V256H37ZM111 257H113V261H111ZM119 257V256H118ZM168 257V256H167ZM240 257V258H241ZM53 258V257H52ZM69 258H70V260H72V257H70L69 256ZM154 258V257H153ZM160 258V257H159ZM195 258H196V255H195ZM210 258V257H209ZM209 258H207V259H209ZM221 258V259H222ZM224 258H225V260H224ZM119 259V258H118ZM193 259V258H192ZM227 259H229V258H227ZM27 260V259H26ZM151 260H152V258H151ZM154 260V259H153ZM163 259H162V257H161V260L160 261H162ZM165 260V259H164ZM214 260H216V259H214ZM118 261H120V260H118ZM145 261V262H144ZM159 261V262H160ZM88 262H90V261H88ZM94 262H96V261H94ZM99 262V263H100ZM102 262H101V264H102ZM107 262V263H106ZM185 262V261H184ZM166 263V262H165ZM234 263V262H233ZM240 263V262H239ZM67 264H69V263H67ZM83 264H86L85 262L83 263ZM88 264V263H87ZM98 264V263H97ZM117 264V263H116ZM118 264H119V262H118ZM149 264H153L152 262H150ZM160 264V263H159ZM177 264V263H176ZM237 264V263H236ZM242 264V263H241Z\"/></svg>",
    "mask_w": 264,
    "mask_h": 264
},
{
    "label": "built area",
    "instance_id": "2783aa9c",
    "mask_svg": "<svg viewBox=\"0 0 264 264\" xmlns=\"http://www.w3.org/2000/svg\"><path fill=\"white\" fill-rule=\"evenodd\" d=\"M137 1L38 0L37 17L15 31L0 32V101L19 81L57 67L61 56L117 36L125 16L121 11Z\"/></svg>",
    "mask_w": 264,
    "mask_h": 264
}]
</instances>
